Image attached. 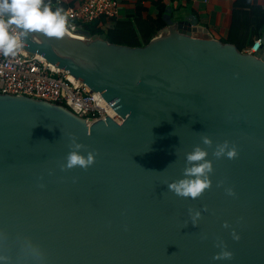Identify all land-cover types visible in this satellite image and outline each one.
Segmentation results:
<instances>
[{
  "label": "water",
  "instance_id": "obj_1",
  "mask_svg": "<svg viewBox=\"0 0 264 264\" xmlns=\"http://www.w3.org/2000/svg\"><path fill=\"white\" fill-rule=\"evenodd\" d=\"M165 21L144 46L83 28L86 39L23 41L122 117L89 124L63 105L0 93V229L32 237L44 264H264V29L262 47L249 53L214 38L194 14L173 18L168 8ZM71 134L85 155L97 152L87 170L60 168ZM205 134L214 141L212 187L178 196L167 185L184 178L186 153L208 147ZM225 140L237 158L212 155ZM190 208L202 212L198 225ZM218 239L232 259H213Z\"/></svg>",
  "mask_w": 264,
  "mask_h": 264
},
{
  "label": "clouds",
  "instance_id": "obj_2",
  "mask_svg": "<svg viewBox=\"0 0 264 264\" xmlns=\"http://www.w3.org/2000/svg\"><path fill=\"white\" fill-rule=\"evenodd\" d=\"M71 10L62 7L53 9L50 2L45 0H0V53L4 56H16L23 48V41L32 33H43L47 37L62 38L69 29V17ZM51 128V127H49ZM70 149L66 157V163L60 164L62 170L82 168L87 170L96 161L97 152L87 151V155L82 151L87 146L78 140L75 134H71ZM203 147L196 145L194 149L186 153L184 178L169 183L168 190L174 194L196 199L206 190L212 187L211 174L214 172L213 160L208 159L209 148L213 146V139L209 135L201 137ZM217 159L227 156L235 159L239 155V148L229 140L218 143L212 152ZM41 188L44 184L39 185ZM224 186L221 180L217 187ZM225 192L229 196H235L233 187H226ZM207 205L204 211H207ZM190 221L193 225H198L202 218V212L198 209H189ZM185 223V227L187 226ZM225 228L231 225L225 221ZM234 240L241 239L240 234L235 228L232 229ZM202 239H207L204 234ZM216 247L221 250L213 257L214 260H230L234 257V252L227 244L218 239ZM0 264H12L15 259L16 264H28L29 261L35 264H44L46 252L44 248L30 236H17L12 239L6 230L0 229ZM15 250V256L12 255Z\"/></svg>",
  "mask_w": 264,
  "mask_h": 264
},
{
  "label": "built area",
  "instance_id": "obj_3",
  "mask_svg": "<svg viewBox=\"0 0 264 264\" xmlns=\"http://www.w3.org/2000/svg\"><path fill=\"white\" fill-rule=\"evenodd\" d=\"M60 2V0H58ZM207 1V0H205ZM119 0H82L71 10L68 33L76 38L86 36L78 30L86 23L101 17L118 19ZM262 47L260 37L245 52L256 53ZM0 93L28 96L63 105L89 124L112 117L118 122L122 117L107 102L100 91L73 76L68 70L49 62L38 52L22 48L16 56L0 53Z\"/></svg>",
  "mask_w": 264,
  "mask_h": 264
},
{
  "label": "crops",
  "instance_id": "obj_4",
  "mask_svg": "<svg viewBox=\"0 0 264 264\" xmlns=\"http://www.w3.org/2000/svg\"><path fill=\"white\" fill-rule=\"evenodd\" d=\"M82 0H45L50 2L53 9L75 6ZM138 0H119L120 16L118 19H126L130 16L134 19L136 3ZM144 11L142 19L156 18L158 9L153 3L155 0H142ZM167 9L171 8L173 18H183L186 15L194 14L199 24L205 26L212 33L214 38L225 41L229 38L230 32L234 27L246 26L243 34L237 38L244 44V50L248 49L258 38L255 30L260 18H264V0H164ZM264 29V28H263ZM160 30L153 36L158 34ZM233 33V32H232ZM263 30L261 31V35ZM235 34V33H234ZM152 38V39H153ZM236 39V37H234ZM143 39V37H140Z\"/></svg>",
  "mask_w": 264,
  "mask_h": 264
},
{
  "label": "trees",
  "instance_id": "obj_5",
  "mask_svg": "<svg viewBox=\"0 0 264 264\" xmlns=\"http://www.w3.org/2000/svg\"><path fill=\"white\" fill-rule=\"evenodd\" d=\"M158 9V15L156 18L142 19L141 14L145 7L143 1L138 0L136 3L135 13L126 19H107L101 17L91 23H86L82 26L83 29L89 30L92 34L105 33L113 43L129 45L132 47L144 46L151 41L153 36L158 30L166 26L165 13L167 10V4L164 0H155L153 2ZM264 28V18H260L258 21L255 33L257 37H260L261 31ZM248 31L246 26L232 28L229 38L223 42L235 44L239 50H244V44L237 38L238 35ZM233 32V33H232ZM235 33V34H234ZM143 37V39H140ZM236 37V39L234 38Z\"/></svg>",
  "mask_w": 264,
  "mask_h": 264
},
{
  "label": "bare ground",
  "instance_id": "obj_6",
  "mask_svg": "<svg viewBox=\"0 0 264 264\" xmlns=\"http://www.w3.org/2000/svg\"><path fill=\"white\" fill-rule=\"evenodd\" d=\"M80 39H83V37H79Z\"/></svg>",
  "mask_w": 264,
  "mask_h": 264
}]
</instances>
